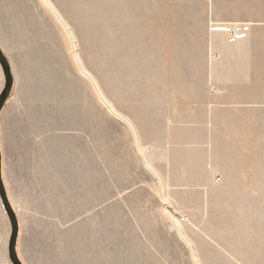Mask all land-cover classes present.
Masks as SVG:
<instances>
[{
    "label": "rangeland",
    "instance_id": "1",
    "mask_svg": "<svg viewBox=\"0 0 264 264\" xmlns=\"http://www.w3.org/2000/svg\"><path fill=\"white\" fill-rule=\"evenodd\" d=\"M178 1L0 0L15 79L2 174L24 264H237L194 225L208 197L178 187L179 165L200 177L227 152L180 145L176 122L205 91L206 9ZM10 235L0 198V264Z\"/></svg>",
    "mask_w": 264,
    "mask_h": 264
},
{
    "label": "crops",
    "instance_id": "2",
    "mask_svg": "<svg viewBox=\"0 0 264 264\" xmlns=\"http://www.w3.org/2000/svg\"><path fill=\"white\" fill-rule=\"evenodd\" d=\"M194 2L206 9L205 91L194 94L176 122L187 132L180 145L227 152L216 161L205 156L200 177L186 176L179 165V191L188 185L193 195L208 197L199 208L195 203L208 219L195 218L194 225L212 229L211 252L237 264H264V0Z\"/></svg>",
    "mask_w": 264,
    "mask_h": 264
},
{
    "label": "water",
    "instance_id": "3",
    "mask_svg": "<svg viewBox=\"0 0 264 264\" xmlns=\"http://www.w3.org/2000/svg\"><path fill=\"white\" fill-rule=\"evenodd\" d=\"M0 66L3 71V75L5 78V86L0 93V115L7 104L9 98L11 97L13 90L15 88V79L13 75V70L11 63L8 57L5 55L4 51L0 46ZM2 153L0 148V198L5 209V212L9 218L10 225H11V235L8 244V253L9 258L12 264H24L21 259L19 258L17 252V244L20 234V226L19 221L16 215V212L9 200L4 181H3V174H2Z\"/></svg>",
    "mask_w": 264,
    "mask_h": 264
}]
</instances>
